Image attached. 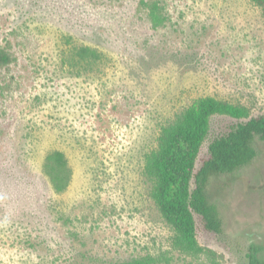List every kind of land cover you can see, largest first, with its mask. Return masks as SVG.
Here are the masks:
<instances>
[{"label": "rangeland", "instance_id": "374dc122", "mask_svg": "<svg viewBox=\"0 0 264 264\" xmlns=\"http://www.w3.org/2000/svg\"><path fill=\"white\" fill-rule=\"evenodd\" d=\"M167 20L156 26L150 5ZM106 55L95 73L62 63L67 38ZM0 264H248L264 259V142L209 187L222 235L183 251L151 198L146 157L201 97L264 115V14L252 0H0ZM238 123L213 119L209 144ZM61 151L72 180L44 172Z\"/></svg>", "mask_w": 264, "mask_h": 264}, {"label": "trees", "instance_id": "16d2710c", "mask_svg": "<svg viewBox=\"0 0 264 264\" xmlns=\"http://www.w3.org/2000/svg\"><path fill=\"white\" fill-rule=\"evenodd\" d=\"M264 14V0H252ZM156 26L167 20L158 3L150 5ZM62 63L81 76L95 73L106 55L97 48L73 43L67 38ZM11 57L0 52V68L12 63ZM217 116L229 117L238 123L209 144L208 158L198 166L203 146ZM257 141L264 142V115L254 117L242 105L215 97H201L171 124L160 130L157 149L146 157L144 176L151 182V198L161 215L176 232L175 244L193 254L202 252L198 232L222 235L224 221L220 207L210 200L209 187L215 177L232 174L253 163L258 157ZM44 172L57 192L65 191L72 180V169L61 151L49 154ZM151 264L138 259L124 263ZM248 264H264L256 247L249 254Z\"/></svg>", "mask_w": 264, "mask_h": 264}]
</instances>
